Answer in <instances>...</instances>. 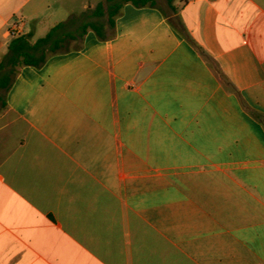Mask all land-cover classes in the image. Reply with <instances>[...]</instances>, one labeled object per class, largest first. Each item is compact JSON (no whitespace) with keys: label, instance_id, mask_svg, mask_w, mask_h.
Here are the masks:
<instances>
[{"label":"crops","instance_id":"0c3cea01","mask_svg":"<svg viewBox=\"0 0 264 264\" xmlns=\"http://www.w3.org/2000/svg\"><path fill=\"white\" fill-rule=\"evenodd\" d=\"M60 1L0 0V61L15 25L34 43L76 13ZM154 1L19 69L0 264H264V123L247 109L264 117V0Z\"/></svg>","mask_w":264,"mask_h":264},{"label":"trees","instance_id":"16d2710c","mask_svg":"<svg viewBox=\"0 0 264 264\" xmlns=\"http://www.w3.org/2000/svg\"><path fill=\"white\" fill-rule=\"evenodd\" d=\"M131 3L136 7L154 6V0H105L100 2L88 19H84L76 26L77 19L70 17L67 21L55 25L44 37L32 42V35L15 37L8 48V53L0 61V111L6 109V94L17 78L19 69L23 66H43L53 55L69 52L64 49L68 40L82 41L85 34L92 30L100 40H108L114 35L115 21L121 15L125 4ZM81 47V43L76 49ZM213 66H218L212 62ZM220 72V71H218ZM224 83L229 91L236 89L226 77ZM248 111L264 123L260 113L249 109Z\"/></svg>","mask_w":264,"mask_h":264},{"label":"rangeland","instance_id":"374dc122","mask_svg":"<svg viewBox=\"0 0 264 264\" xmlns=\"http://www.w3.org/2000/svg\"><path fill=\"white\" fill-rule=\"evenodd\" d=\"M105 0H61L58 6L62 9H69L73 7L76 10L75 14H72L71 17H75L77 19L76 26L80 24L84 19H88L92 14L96 6ZM80 44V41L68 40L64 44V49H75Z\"/></svg>","mask_w":264,"mask_h":264},{"label":"built area","instance_id":"2783aa9c","mask_svg":"<svg viewBox=\"0 0 264 264\" xmlns=\"http://www.w3.org/2000/svg\"><path fill=\"white\" fill-rule=\"evenodd\" d=\"M10 34L15 38L20 36V25H15L11 30Z\"/></svg>","mask_w":264,"mask_h":264}]
</instances>
